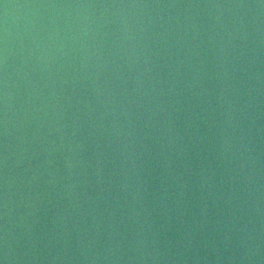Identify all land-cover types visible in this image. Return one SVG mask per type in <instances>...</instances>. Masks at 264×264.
I'll list each match as a JSON object with an SVG mask.
<instances>
[{
    "label": "water",
    "instance_id": "95a60500",
    "mask_svg": "<svg viewBox=\"0 0 264 264\" xmlns=\"http://www.w3.org/2000/svg\"><path fill=\"white\" fill-rule=\"evenodd\" d=\"M0 264H264V0H0Z\"/></svg>",
    "mask_w": 264,
    "mask_h": 264
}]
</instances>
